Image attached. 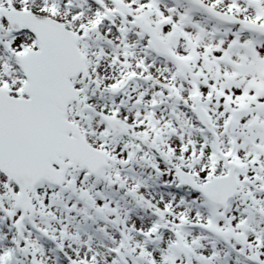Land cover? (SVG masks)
I'll list each match as a JSON object with an SVG mask.
<instances>
[{
    "label": "snow or ice",
    "instance_id": "obj_1",
    "mask_svg": "<svg viewBox=\"0 0 264 264\" xmlns=\"http://www.w3.org/2000/svg\"><path fill=\"white\" fill-rule=\"evenodd\" d=\"M0 264H264V0H0Z\"/></svg>",
    "mask_w": 264,
    "mask_h": 264
}]
</instances>
